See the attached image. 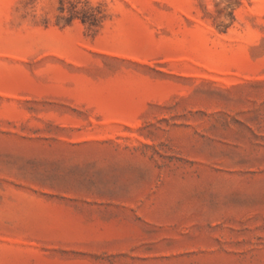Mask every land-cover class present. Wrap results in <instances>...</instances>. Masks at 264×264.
Listing matches in <instances>:
<instances>
[{
  "label": "rangeland",
  "instance_id": "obj_1",
  "mask_svg": "<svg viewBox=\"0 0 264 264\" xmlns=\"http://www.w3.org/2000/svg\"><path fill=\"white\" fill-rule=\"evenodd\" d=\"M0 264H264V0H0Z\"/></svg>",
  "mask_w": 264,
  "mask_h": 264
},
{
  "label": "trees",
  "instance_id": "obj_2",
  "mask_svg": "<svg viewBox=\"0 0 264 264\" xmlns=\"http://www.w3.org/2000/svg\"><path fill=\"white\" fill-rule=\"evenodd\" d=\"M83 22H89L91 25L96 24V19H86V17H82Z\"/></svg>",
  "mask_w": 264,
  "mask_h": 264
}]
</instances>
